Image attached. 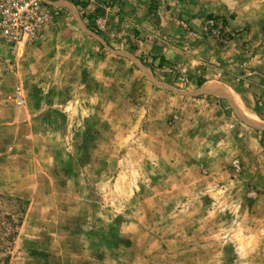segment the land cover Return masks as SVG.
<instances>
[{"label":"rangeland","instance_id":"374dc122","mask_svg":"<svg viewBox=\"0 0 264 264\" xmlns=\"http://www.w3.org/2000/svg\"><path fill=\"white\" fill-rule=\"evenodd\" d=\"M48 1L42 41L0 39V195L28 202L7 264H264V149L240 79L189 92L177 64L158 78L97 39L113 37L118 0H77L94 30ZM180 1L206 17L194 30L179 15L184 34L227 47L252 0ZM11 209L0 200L1 227Z\"/></svg>","mask_w":264,"mask_h":264},{"label":"crops","instance_id":"0c3cea01","mask_svg":"<svg viewBox=\"0 0 264 264\" xmlns=\"http://www.w3.org/2000/svg\"><path fill=\"white\" fill-rule=\"evenodd\" d=\"M54 1L53 7L62 15L69 13L74 17V12L78 13L72 0ZM118 3L110 20L114 28L108 26L107 32L113 37H106V41L96 37L105 47L109 45L116 51L113 56L129 61L136 69L143 62L142 67L149 68L151 75L158 78L169 79L166 66L177 64L189 78L185 90L198 94L217 97H221L222 92L225 94V84L214 82L211 77L240 79L238 82L247 92L241 96L252 109L248 113L255 117L249 114L248 118H253L249 120L257 125L258 133H264V118L254 110L259 106L264 115V13L258 11L261 0H252L237 10L229 26L231 30L243 32L239 40L227 47H219L212 39L191 38L180 30L179 15H187L188 24L194 30L206 18L185 1L118 0ZM103 49L100 46L99 50L107 53ZM132 54L133 63L126 58ZM125 70L131 72L132 69Z\"/></svg>","mask_w":264,"mask_h":264},{"label":"built area","instance_id":"2783aa9c","mask_svg":"<svg viewBox=\"0 0 264 264\" xmlns=\"http://www.w3.org/2000/svg\"><path fill=\"white\" fill-rule=\"evenodd\" d=\"M53 14L48 0H0V39L11 46L42 41L46 29L54 22ZM97 23V28H104L100 21ZM204 31L223 40L234 37L217 19L207 20Z\"/></svg>","mask_w":264,"mask_h":264},{"label":"trees","instance_id":"16d2710c","mask_svg":"<svg viewBox=\"0 0 264 264\" xmlns=\"http://www.w3.org/2000/svg\"><path fill=\"white\" fill-rule=\"evenodd\" d=\"M75 7L78 9L80 18L85 22L86 26L92 29L90 24L93 22V17L90 13H87V5L83 1L72 0ZM117 1V0H113ZM94 30V29H92ZM98 34V33H97ZM260 143L264 147V133H260ZM0 200L6 203L8 206H12L13 209L4 215L6 225L0 226L2 233L0 234V245L4 247L0 248V264H7L9 261V255L7 253V243H12L17 236L18 228L23 223V219L28 209V202L19 198H12L0 195Z\"/></svg>","mask_w":264,"mask_h":264},{"label":"bare ground","instance_id":"6f19581e","mask_svg":"<svg viewBox=\"0 0 264 264\" xmlns=\"http://www.w3.org/2000/svg\"><path fill=\"white\" fill-rule=\"evenodd\" d=\"M222 92V91H221ZM223 93V92H222Z\"/></svg>","mask_w":264,"mask_h":264}]
</instances>
